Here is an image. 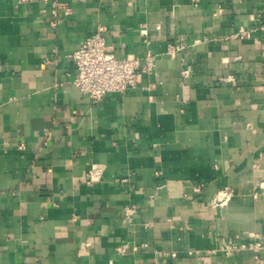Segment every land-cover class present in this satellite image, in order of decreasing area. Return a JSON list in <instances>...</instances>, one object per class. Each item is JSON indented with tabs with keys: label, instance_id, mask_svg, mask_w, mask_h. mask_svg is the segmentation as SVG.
<instances>
[{
	"label": "crops",
	"instance_id": "obj_1",
	"mask_svg": "<svg viewBox=\"0 0 264 264\" xmlns=\"http://www.w3.org/2000/svg\"><path fill=\"white\" fill-rule=\"evenodd\" d=\"M61 1L52 28L54 0H0V264H264L207 254L264 242V0ZM100 28L156 62L94 103L71 55Z\"/></svg>",
	"mask_w": 264,
	"mask_h": 264
},
{
	"label": "built area",
	"instance_id": "obj_2",
	"mask_svg": "<svg viewBox=\"0 0 264 264\" xmlns=\"http://www.w3.org/2000/svg\"><path fill=\"white\" fill-rule=\"evenodd\" d=\"M37 0H19L20 4H30ZM73 8L66 2L54 0L53 19L50 22L52 28L61 24L62 13L64 18L73 15ZM104 28L98 29L78 50L71 55V60L75 66L76 73L73 77V85L82 93L88 96L94 103H100L108 94H125L130 89L136 88L142 81L144 75L152 74L155 69L156 56L148 52L142 58H121L107 50ZM185 48L184 44L177 49L174 45H168V54L176 56L178 51ZM190 70L184 71V76L188 77ZM103 168L93 165L86 176L87 185H92L100 181ZM204 185L195 188L196 193H201ZM264 190V183L260 186ZM233 196V190L229 187L218 192L213 198L211 207L216 210L227 203ZM137 208L126 210L125 220L130 223ZM264 248V242L259 237H254L249 242L224 241L222 246L215 251H210L208 255L221 253L226 258H232L243 251L257 252ZM189 256L200 257L197 251H189ZM172 257L174 256L171 255ZM210 264V263H203Z\"/></svg>",
	"mask_w": 264,
	"mask_h": 264
}]
</instances>
